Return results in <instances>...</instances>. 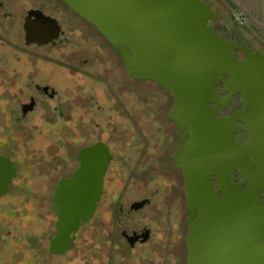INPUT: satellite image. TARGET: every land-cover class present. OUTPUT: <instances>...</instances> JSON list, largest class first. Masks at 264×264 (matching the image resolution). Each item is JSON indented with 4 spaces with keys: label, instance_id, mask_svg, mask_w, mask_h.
Here are the masks:
<instances>
[{
    "label": "flooded vegetation",
    "instance_id": "af4514ba",
    "mask_svg": "<svg viewBox=\"0 0 264 264\" xmlns=\"http://www.w3.org/2000/svg\"><path fill=\"white\" fill-rule=\"evenodd\" d=\"M27 23L41 27L39 42L27 43ZM209 24L219 36L231 39L232 29L218 16ZM233 40L246 43L237 33ZM119 57L104 36L62 0H0V158L15 172L0 196V264H75L76 247L88 257L101 258L84 264H187L186 178L174 156L189 143L190 134L187 129L183 134L170 119L173 96L156 83L132 80L126 72L131 82L148 85L130 86L121 80L120 88L135 89V95L145 99L130 108L119 101ZM237 58L243 60L240 51ZM221 88L216 86L217 97L225 99L229 94ZM209 107L216 119L242 112L237 94L219 107ZM33 120L40 124V138L28 148L27 125ZM235 126L243 123L236 121ZM247 139L239 129L233 133L237 144ZM95 145L110 155L95 213L66 253L50 254L56 233L51 202L55 188L61 179L73 177L80 151ZM180 163L186 166V157ZM252 165L256 170L252 160L243 163L246 169ZM111 170L117 186L107 196ZM241 175L245 177L244 172H231L230 181L247 188ZM211 181L216 189L214 176ZM258 199L264 206V192ZM47 215L50 227L42 233ZM110 215L112 227L106 230ZM84 229L88 238L106 237L115 255L109 253L107 262L102 259L103 254L80 238Z\"/></svg>",
    "mask_w": 264,
    "mask_h": 264
},
{
    "label": "water",
    "instance_id": "95a60500",
    "mask_svg": "<svg viewBox=\"0 0 264 264\" xmlns=\"http://www.w3.org/2000/svg\"><path fill=\"white\" fill-rule=\"evenodd\" d=\"M62 1L119 53L130 79L156 83L173 96L169 117L190 134L174 156L186 178L187 264H264V206L258 199L264 192V54L237 44L235 29L231 39L219 36L209 24L217 15L202 0ZM40 28L25 25L27 43L39 42ZM218 84L227 98L217 97ZM236 94L242 112L216 119L209 105L219 107ZM238 129L248 136L242 144L233 140ZM109 159L102 145L82 149L73 177L59 181L51 199L57 218L50 254L66 253L93 217ZM249 159L256 170L244 168ZM231 172H244L248 187L234 186ZM14 175L0 158V196Z\"/></svg>",
    "mask_w": 264,
    "mask_h": 264
},
{
    "label": "rangeland",
    "instance_id": "374dc122",
    "mask_svg": "<svg viewBox=\"0 0 264 264\" xmlns=\"http://www.w3.org/2000/svg\"><path fill=\"white\" fill-rule=\"evenodd\" d=\"M202 1L206 2V0H202ZM207 3L210 5V7L215 12V14L218 16V19L220 21H222V23L226 24L229 28H232V30L235 29L237 31V34H238L240 40H243L247 44H249L250 48H252L254 50L256 49V47L253 45V42L250 40L249 36H246V34L244 33L243 28H241V27L236 28L235 27V25L232 21V18L229 14V11L227 10V8L222 3L217 2L215 4V3H213V1H207ZM121 72H122L123 76H122ZM121 80H122V82L125 81L130 86H134L135 84H138V82H131L130 80H128L127 75H126V71L124 69V65L121 62V59L119 57V101H122L125 106L130 108L132 105H134V102L137 101L138 99H145L143 97H140V98L137 97L135 95V89L133 90V92H131L130 90H132V89H130V87H126V89L122 90L120 88ZM138 85H141V88H143L145 85H148V83L144 85L141 82ZM13 93H15V92H13V91L10 92V94H13ZM146 115H148V114H146ZM39 126H40V124L36 123L35 120H33L30 124L27 125V128H28L27 132L29 134H31V136L29 135V139L27 141V147L28 148L36 146L37 140H38V138H40L39 133H38ZM62 126H64V124H60V127H62ZM47 128L48 127H46V130L48 131ZM46 130L44 129L43 131L46 132ZM45 144H48V143L45 142ZM59 173L62 174L63 172L61 171ZM115 173L116 172L114 170H111L107 175V182L105 184V190H106L107 196H110L112 193L113 194L115 193L116 186H117ZM103 211L104 210L98 211L96 221L99 219V217L102 216L101 213H103ZM29 218H31V216H29ZM110 219H111V215L109 218L106 219L107 221L105 220V223L107 225L106 230H109L112 227V225L109 221ZM50 221H51V216H49V215H47V217L42 218V222H41L42 233L47 232V228L50 227L49 226ZM23 222L26 223L27 222L26 219H23ZM92 225H91V227H94ZM22 234L24 235L23 237H27V235L24 232H22ZM80 236H81L80 238H82V239L84 238V240L87 239V244H88V246H90V248H92L95 251H98L101 254H103L104 256L102 257V259H104L105 261H106V259H108L107 257H108L109 253H111L112 255H115L116 252H115L114 248L112 246H109L108 243L104 242L106 237H101L100 239H97V238H94V236H93V237L88 238V235L86 234L85 229L81 232ZM19 244H21V243H19ZM86 252L87 251L84 252L83 250H80L79 247H76V249L74 250L75 264H84L85 261H90V262L94 263V262L101 260V258H99V257H88ZM113 259L116 260V259H118V257L116 256ZM65 264H67V263H65Z\"/></svg>",
    "mask_w": 264,
    "mask_h": 264
},
{
    "label": "crops",
    "instance_id": "0c3cea01",
    "mask_svg": "<svg viewBox=\"0 0 264 264\" xmlns=\"http://www.w3.org/2000/svg\"><path fill=\"white\" fill-rule=\"evenodd\" d=\"M233 14H241L246 24L241 27L246 36H249L255 50L264 54V0H219Z\"/></svg>",
    "mask_w": 264,
    "mask_h": 264
},
{
    "label": "built area",
    "instance_id": "2783aa9c",
    "mask_svg": "<svg viewBox=\"0 0 264 264\" xmlns=\"http://www.w3.org/2000/svg\"><path fill=\"white\" fill-rule=\"evenodd\" d=\"M232 21L236 28L243 27L246 24L245 17L238 13L232 15Z\"/></svg>",
    "mask_w": 264,
    "mask_h": 264
},
{
    "label": "trees",
    "instance_id": "16d2710c",
    "mask_svg": "<svg viewBox=\"0 0 264 264\" xmlns=\"http://www.w3.org/2000/svg\"><path fill=\"white\" fill-rule=\"evenodd\" d=\"M207 1H213V3H215V4H216L217 2H220L219 0H206V2H207ZM220 3H221V2H220ZM231 29H232V28H231ZM236 33H237V31H236Z\"/></svg>",
    "mask_w": 264,
    "mask_h": 264
}]
</instances>
